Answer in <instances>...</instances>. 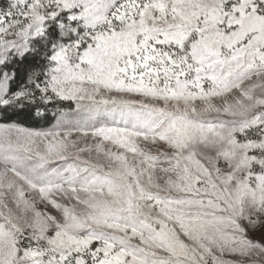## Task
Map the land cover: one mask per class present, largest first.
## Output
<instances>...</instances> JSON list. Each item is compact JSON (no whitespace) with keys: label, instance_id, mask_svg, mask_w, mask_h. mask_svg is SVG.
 I'll return each instance as SVG.
<instances>
[{"label":"snow or ice","instance_id":"6c2138e0","mask_svg":"<svg viewBox=\"0 0 264 264\" xmlns=\"http://www.w3.org/2000/svg\"><path fill=\"white\" fill-rule=\"evenodd\" d=\"M0 264H264V0H0Z\"/></svg>","mask_w":264,"mask_h":264}]
</instances>
